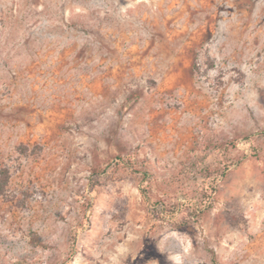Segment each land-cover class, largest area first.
<instances>
[{
	"label": "rangeland",
	"instance_id": "1",
	"mask_svg": "<svg viewBox=\"0 0 264 264\" xmlns=\"http://www.w3.org/2000/svg\"><path fill=\"white\" fill-rule=\"evenodd\" d=\"M263 131L264 0H0V264H264Z\"/></svg>",
	"mask_w": 264,
	"mask_h": 264
},
{
	"label": "trees",
	"instance_id": "2",
	"mask_svg": "<svg viewBox=\"0 0 264 264\" xmlns=\"http://www.w3.org/2000/svg\"><path fill=\"white\" fill-rule=\"evenodd\" d=\"M263 132H264V131H263ZM7 174H8V172H7L6 169H1V175H0V191H2V190L4 189V186H5L6 181H7V179H6ZM225 174H226V173L224 172V173H222L220 176L223 177ZM215 190H216V188H215ZM144 196H145V199H146V200H147L152 206H155V207H156V209H160V208L158 207V205L162 204V207H161L160 213H161V216H163V214H165V212H164V211H165V205H164L163 203H161V202L158 203V202H154V201H152L151 197H149V196L146 194V192L144 193ZM153 202H154V203H153ZM193 203H195V207H194L195 212L198 213V214H202V213H204V211L209 207V204H210V203L205 204V203H203V202H198V201H196V200H194ZM175 215H176L175 211H174V210H171V217H170V218H172V220L175 219Z\"/></svg>",
	"mask_w": 264,
	"mask_h": 264
}]
</instances>
